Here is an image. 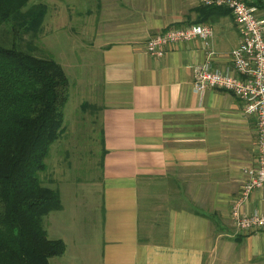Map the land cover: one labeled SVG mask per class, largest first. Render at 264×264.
<instances>
[{"label":"crops","instance_id":"0c3cea01","mask_svg":"<svg viewBox=\"0 0 264 264\" xmlns=\"http://www.w3.org/2000/svg\"><path fill=\"white\" fill-rule=\"evenodd\" d=\"M60 2L45 14L57 20L59 10L69 39L79 24L69 73L58 63L69 83L66 104L76 99L100 135L101 177L90 180L101 190L100 264H264V231L241 233L233 219L258 152L255 118L230 92L194 90L193 68L207 52L198 41L161 58L144 49L167 28L205 23L213 31L210 65L225 70L240 40L229 10L199 0ZM240 211L264 212V190H253Z\"/></svg>","mask_w":264,"mask_h":264},{"label":"trees","instance_id":"16d2710c","mask_svg":"<svg viewBox=\"0 0 264 264\" xmlns=\"http://www.w3.org/2000/svg\"><path fill=\"white\" fill-rule=\"evenodd\" d=\"M243 1L264 10V0ZM29 3L0 0V28L11 23L32 42L46 8ZM68 88L53 59L0 45V264H49L64 253L63 241L49 239L44 228V218L62 208L60 194L40 174L62 133Z\"/></svg>","mask_w":264,"mask_h":264},{"label":"rangeland","instance_id":"374dc122","mask_svg":"<svg viewBox=\"0 0 264 264\" xmlns=\"http://www.w3.org/2000/svg\"><path fill=\"white\" fill-rule=\"evenodd\" d=\"M60 3V0H31L28 6L41 4L48 6L49 10L59 7ZM75 24V35L69 39L67 28L61 29L59 10L57 20L50 12L44 16L37 38L30 42L31 39L22 34L21 30L7 23L0 28V45L24 50L38 58L53 59L65 66L68 72L70 68L64 63L71 64V57L78 54L74 48L76 45L71 43L79 39V24ZM27 42H30L28 47ZM80 69L81 67H77L74 70L76 77L84 76ZM75 106L76 99L72 100L69 96L64 109L67 132L50 146L45 160L46 171L40 174L44 185L59 192L62 203L61 210L51 211L44 218L47 237L60 239L65 244L64 253L52 258L50 264L70 260L82 264H100L103 243L101 190L98 184H90V180L98 181L101 177L100 135L97 130H91V126L84 121L86 117L83 112ZM69 114L74 119L71 123ZM89 257L95 260H90Z\"/></svg>","mask_w":264,"mask_h":264},{"label":"built area","instance_id":"2783aa9c","mask_svg":"<svg viewBox=\"0 0 264 264\" xmlns=\"http://www.w3.org/2000/svg\"><path fill=\"white\" fill-rule=\"evenodd\" d=\"M204 6L223 7L231 13L239 29L240 40L230 52V66L225 70L210 65L213 31L205 23L170 27L150 36L145 44L146 53L161 58L169 48L180 43L198 41L207 50L206 60L193 68V88L201 93L208 88L230 92L242 103L246 115L256 120L257 151L254 164L247 167L239 198L233 206L237 230L244 234L264 231V212L244 213L240 206L253 190H264V17L255 7L243 0H199Z\"/></svg>","mask_w":264,"mask_h":264}]
</instances>
